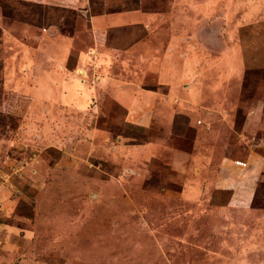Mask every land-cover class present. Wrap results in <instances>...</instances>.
Segmentation results:
<instances>
[{
  "label": "rangeland",
  "instance_id": "374dc122",
  "mask_svg": "<svg viewBox=\"0 0 264 264\" xmlns=\"http://www.w3.org/2000/svg\"><path fill=\"white\" fill-rule=\"evenodd\" d=\"M121 10L159 14L149 35L109 31L146 37L137 84L168 93L147 64L178 49L200 103L172 100L168 118L157 103L143 121L99 84L80 58L88 18ZM257 14L264 0H0V264H264Z\"/></svg>",
  "mask_w": 264,
  "mask_h": 264
},
{
  "label": "crops",
  "instance_id": "0c3cea01",
  "mask_svg": "<svg viewBox=\"0 0 264 264\" xmlns=\"http://www.w3.org/2000/svg\"><path fill=\"white\" fill-rule=\"evenodd\" d=\"M158 16L159 14L142 12L139 10H121L103 15L90 16L88 22L91 28L92 41L90 47L86 52H83L84 55L80 57L81 59H86V61L89 60L92 64L93 73L97 74V81L106 88L111 97L125 107L129 114L133 115L135 112L142 113L141 120L143 121L147 119L149 121L146 113L149 114L152 111V107L155 108L157 103H160L161 106L166 108L162 111V115L164 118H168L170 113L167 107L171 106V108H173V106L170 105L172 100L182 103H184V101L190 103V101L193 100L196 104L202 101V94L195 93L199 91L200 88L194 87V83L188 87L189 85L187 86L182 78L183 69L180 68V61L183 57L178 49L174 51L173 63L171 61L166 65L161 59H158L157 63L154 65H152L150 61L147 64L148 68L154 67L153 69L157 70V72L159 70V75L161 77L168 76L169 74L173 80L172 84H170L169 92L161 94L158 90L144 89V87L137 84L138 77L135 76L137 73L134 72L136 55H142V59H144L145 62L146 60H150L153 56L150 45L145 43L146 37L137 42H132L129 39L131 36L129 33L122 35V40H119V42H114L115 39L110 36V30L130 26H143V29L149 35L152 33V31H150L152 29V23L157 21ZM259 17H261L260 19H264V14L257 16L258 19ZM108 44L112 45L109 46ZM170 59H172V56ZM186 61L185 59V62ZM196 63V58L188 59L187 66H190L191 72H194V69H196ZM139 67L142 68L141 65ZM118 68H120V73L115 75V69ZM160 76L158 79H160ZM156 85H163V81L161 79L157 80ZM73 86L75 87V84ZM88 95L89 94H87V96ZM58 99L60 100L61 98L59 97ZM77 99L80 103L85 101L81 99V97ZM63 100L71 102L72 98H66L65 96ZM164 103L166 104L164 105ZM195 161L200 163H203V161L204 163L206 162L203 157L199 156ZM207 163L209 162L207 161ZM234 165L237 167L236 164ZM231 168V162L228 160L224 159L220 161L218 169L219 176L224 178L223 172ZM251 182H253L252 178L245 182L244 188H247L246 186L250 185Z\"/></svg>",
  "mask_w": 264,
  "mask_h": 264
},
{
  "label": "trees",
  "instance_id": "16d2710c",
  "mask_svg": "<svg viewBox=\"0 0 264 264\" xmlns=\"http://www.w3.org/2000/svg\"><path fill=\"white\" fill-rule=\"evenodd\" d=\"M109 46H111V44H108Z\"/></svg>",
  "mask_w": 264,
  "mask_h": 264
}]
</instances>
